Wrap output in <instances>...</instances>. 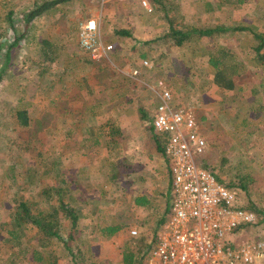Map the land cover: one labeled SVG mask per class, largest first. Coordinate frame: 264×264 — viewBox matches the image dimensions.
<instances>
[{
  "label": "rangeland",
  "instance_id": "1",
  "mask_svg": "<svg viewBox=\"0 0 264 264\" xmlns=\"http://www.w3.org/2000/svg\"><path fill=\"white\" fill-rule=\"evenodd\" d=\"M35 1L42 2L0 0V73L8 43L16 38L14 30L17 36L25 33L0 81V264H9L16 253L5 241L15 196L38 200L43 187L56 186L54 177L43 174L47 160L57 159L81 217L76 261L61 243L47 249L54 251L58 264H125V254L131 252L134 264H147L171 206L169 162L167 166L164 160H145L138 151L134 106L145 97V111L152 114L150 104L157 99L152 87L159 80L173 91L175 105L196 112L209 144L207 168L234 187L248 176V191L235 189L238 205L257 216L255 209L264 211V110L258 109L264 101V72L248 54L251 36L232 31L218 36L217 42L203 39L199 52L193 43L183 48L166 41L138 44L168 31L165 16L187 27L245 26L264 32V0H152V13L145 11L141 0H70L26 25L23 20ZM11 11L15 29L5 22ZM90 22L96 23V40L113 46L107 58L94 60L82 50L80 35ZM120 30L130 37L117 36ZM219 43L229 48V62L240 65L241 77L233 91L224 92L211 82L213 71L203 47L216 50ZM144 53L148 59L141 57ZM144 60L149 66L142 65ZM135 70L138 76L133 75ZM257 90L259 95H254ZM17 110L29 112L28 127L18 122ZM104 119L114 120L113 129L128 124L129 135H121L126 151L117 141L104 153L110 139L94 149L84 141ZM112 137V142L119 139ZM150 162L158 169L152 170ZM37 165L39 171L31 176L32 166ZM137 196L147 197L150 203L136 205ZM41 199L39 205L45 208ZM118 221L125 226L120 233L108 239L100 235L98 226ZM63 224L66 235L69 223ZM132 230L138 234L131 235ZM36 232L32 227L23 237L25 243L31 241L28 246L38 244ZM237 236L240 243L264 241V223L257 220ZM22 258L16 264H36L32 252Z\"/></svg>",
  "mask_w": 264,
  "mask_h": 264
},
{
  "label": "built area",
  "instance_id": "2",
  "mask_svg": "<svg viewBox=\"0 0 264 264\" xmlns=\"http://www.w3.org/2000/svg\"><path fill=\"white\" fill-rule=\"evenodd\" d=\"M141 6L147 13L154 11L152 0H141ZM95 33V22L84 25L80 45L94 60L107 58L113 46L97 41ZM142 65L149 66L148 60ZM154 91L158 106L153 128L167 141L172 202L147 264H264V241L240 243L237 236L240 228L257 223V215L238 205L237 190L221 184L199 164L209 144L196 112L175 105L174 93L164 81L159 80Z\"/></svg>",
  "mask_w": 264,
  "mask_h": 264
},
{
  "label": "trees",
  "instance_id": "3",
  "mask_svg": "<svg viewBox=\"0 0 264 264\" xmlns=\"http://www.w3.org/2000/svg\"><path fill=\"white\" fill-rule=\"evenodd\" d=\"M42 2L35 1L33 3L31 11L25 16L23 22L26 25H29L31 22L35 21L38 17L51 12L53 9L58 7L59 5L65 3L66 1L70 0H38ZM157 2V0H155ZM162 2V0H159ZM154 3V2H153ZM167 14V12H165ZM14 11H11L7 15V19L5 22H9L11 25V29H15L14 19H12ZM165 20L167 21L169 28L168 31L156 38L152 41L147 43L138 42V44L150 45L155 44L158 42H170L173 46L178 48L187 47L191 43L195 44L194 50L200 51L202 47L199 46L200 42L203 39H209L217 42L218 36L222 35L223 33H230L234 32H247L251 37L248 43V54L254 63L262 68L264 72V32H257L250 27L245 26H238L235 28H230L225 25H215L210 27H198V26H189L181 24H175V21L168 16H165ZM2 22V18L0 17V24ZM14 42L7 46V50H5V58L6 63L4 65V69H2L0 73V81L2 80L3 73L5 69L9 68L12 58V50L18 47L19 41L25 37V33L17 36L14 30ZM117 33L119 37H130V33L126 30H120ZM2 34L0 33V38ZM46 43V46H49L50 43ZM160 44V43H158ZM204 51L203 54H207L208 56V65L213 71V79L211 82L216 85L219 89L223 90L224 92L233 91L237 88L238 79L241 77L240 65L236 63V61L232 60V55L230 53L229 48L219 43L217 45L216 50L214 49H206L203 47ZM51 55H48L50 57ZM161 55L162 58L167 57V55ZM143 59H148L149 56L147 54H141ZM157 63V61H154ZM264 87V84L263 86ZM254 95L258 93L257 91L253 92ZM262 94L264 95V88L262 90ZM261 99L260 101H262ZM261 111L264 110V101L262 105L258 107ZM260 114H257L259 117ZM154 117V116H153ZM17 119L21 126L28 127L30 125L29 121V112L27 110H17ZM110 123V134L108 136H120L122 133H118L120 131V127H116L113 129L114 126H111L114 120H108ZM153 125V119H152ZM119 130V131H117ZM156 133V132H155ZM158 134V133H156ZM157 136V144L159 147V152L166 154V139H165V147H161L162 136L158 134ZM111 139V141H112ZM206 157L202 156L199 159V164L207 168L206 164ZM47 170L45 171L44 176L54 177L56 181V186H52L50 188L43 187V191L38 196V200L36 198H26L24 196L16 195L14 198L15 203V210L11 216V223L10 227L7 229V238L5 239L6 242L10 243L16 250V253L8 260L9 264H16V261L20 258L24 259L27 253L32 252V257L34 263L36 264H58V258L54 255V251H48V247L53 243H61L64 249L69 253L72 257L73 261H76L79 255V249L77 248L76 241L79 238V230L78 225L80 222V215L78 210L73 206L69 187H67V179L65 173L63 172V168L59 159L49 161L45 163ZM33 169L30 170L29 174L33 176L39 171V166H32ZM36 169H38L36 171ZM170 171V168H169ZM171 173V171H170ZM217 180L225 185L230 189H239L248 191V185H250L249 181L250 178L248 176L241 177L239 179L238 187H234L232 184H225L223 181L216 176ZM39 198L44 201V204H47L45 208L39 205ZM47 198L45 201L44 199ZM41 201V202H42ZM134 203L140 206H147L150 201L143 196H137L134 198ZM255 209L254 207H252ZM171 209V207H170ZM258 222L259 224L264 223V211H258ZM170 212V210H169ZM63 221H68L69 227L66 231V235L64 234L63 230ZM166 222V221H165ZM35 228L37 230L36 235L38 236V244L36 246H28L31 241L27 240L25 243L23 241V237L27 235V232L31 228ZM124 224L121 221L115 222L112 225H107L104 227L98 226V231L100 235L104 238H112L116 234L120 233L124 229ZM250 226L242 227L238 230V233L241 234L245 229ZM150 253V252H149ZM135 254H125L124 262L125 264H134Z\"/></svg>",
  "mask_w": 264,
  "mask_h": 264
},
{
  "label": "crops",
  "instance_id": "4",
  "mask_svg": "<svg viewBox=\"0 0 264 264\" xmlns=\"http://www.w3.org/2000/svg\"><path fill=\"white\" fill-rule=\"evenodd\" d=\"M82 50H84V49L82 48ZM85 52L87 54H89L87 51H85ZM89 56H91V55L89 54ZM156 83H155L154 88L157 85ZM154 88L152 87V93L155 96L154 98H157V94L155 93ZM138 102H139L138 106H134V109L137 112V114L135 116V118H137V119H134V120L138 122V151H140L141 153H144L143 158H145V160H146V158L148 161L153 160L152 162H155L156 159L164 160L168 166L169 161L166 158V154L159 152L160 150H159V147H158V144L156 141L157 136H159V135L155 133V130H154L153 125H152V119H153V116L155 115L156 108L158 106V98L155 99L154 101H151L152 104H150V105H153L152 110H151L152 114L151 113L149 114L145 111V107H147L145 104V103H147L145 100V97L143 99L141 98V100H139ZM97 124H98L97 129L94 132L92 130H89V132H90L89 136H87V138L84 139V141L89 144V148L94 149L96 147L99 148V146L104 147V145L107 144V146L104 147V149H103V152L105 153V151L111 146V143L114 145H117L119 143L120 150L121 149L123 151L127 150V148H128L127 144L122 143V141H121L122 139L125 138L124 136L121 137V135L120 136L118 135L119 139L116 141H113V142L111 141L112 138L110 136H107V134L108 135L110 134L107 131V128L110 127V123L108 120L104 119L101 122H98ZM127 125H120V131L117 130V131H119L118 133L119 134L122 133V135H129V133H128L129 131L127 130ZM161 136L163 137L162 140H160L161 147H165V137L163 135H161ZM106 139H110V141L106 142V144H105L104 142ZM115 139H117V138H115ZM117 141H118V143H117ZM110 148H112V147H110ZM150 165H151L150 168L152 170L158 169V166L157 165L154 166L153 163H151V162H150ZM169 166H168V168H170ZM168 174L167 175L170 176L169 177L170 178V198L169 199H170V205H171V202H172V194H171L172 175H171L170 171ZM145 179L147 180L148 177H146ZM170 207L171 206H169V210H170Z\"/></svg>",
  "mask_w": 264,
  "mask_h": 264
}]
</instances>
